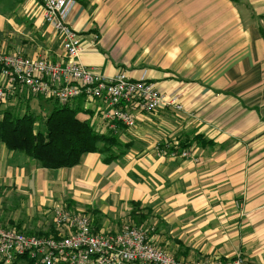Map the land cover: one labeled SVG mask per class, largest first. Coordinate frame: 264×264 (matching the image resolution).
<instances>
[{"label":"crops","instance_id":"crops-1","mask_svg":"<svg viewBox=\"0 0 264 264\" xmlns=\"http://www.w3.org/2000/svg\"><path fill=\"white\" fill-rule=\"evenodd\" d=\"M74 1L68 23L81 37L80 62L106 78H144L182 109L135 110V128L112 129L99 127L101 101L84 103L96 130L125 146L110 164L89 154L72 169L27 158L20 169L4 147L3 187L19 195L15 210L37 215L3 227L54 234L52 210L70 190L100 219L96 231H120L133 207L152 244L177 261L241 252L246 264H264V0ZM0 52L65 60L38 0H0ZM185 145L189 158L169 155Z\"/></svg>","mask_w":264,"mask_h":264},{"label":"built area","instance_id":"built-area-1","mask_svg":"<svg viewBox=\"0 0 264 264\" xmlns=\"http://www.w3.org/2000/svg\"><path fill=\"white\" fill-rule=\"evenodd\" d=\"M43 18L61 38L65 60L52 63L19 53L0 52V104L23 92L65 105L82 98L86 106L99 100L104 104L99 127L135 128L134 111L151 114L161 108L182 106L144 78L131 80L125 73L106 78L84 66L79 56L81 37L68 23L74 0H38ZM172 158H189L190 150L168 147ZM56 230L48 236L26 234L17 228L0 227V264H13L27 257L33 264H246L241 253L234 258L177 261L157 249L149 230L125 224L116 233L96 231L94 220L61 205L52 210Z\"/></svg>","mask_w":264,"mask_h":264},{"label":"trees","instance_id":"trees-1","mask_svg":"<svg viewBox=\"0 0 264 264\" xmlns=\"http://www.w3.org/2000/svg\"><path fill=\"white\" fill-rule=\"evenodd\" d=\"M2 106L4 104H0V147L25 156L42 169H72L80 166L89 154L102 155L105 164L122 158L125 146L115 132L104 134L96 130L90 118L92 113L84 108L82 98L65 105L55 102L54 109L44 118L34 114L28 105L23 113L12 106L1 109Z\"/></svg>","mask_w":264,"mask_h":264},{"label":"rangeland","instance_id":"rangeland-1","mask_svg":"<svg viewBox=\"0 0 264 264\" xmlns=\"http://www.w3.org/2000/svg\"><path fill=\"white\" fill-rule=\"evenodd\" d=\"M20 95H22L23 97H19L16 96L11 98L7 103L4 104V107L2 106L1 109H8L10 108L11 106L16 108V110H20L22 113L26 111V107L27 105L30 106V109L31 111L34 113V114H37V115H40L42 118L46 117L47 115H49V113L54 109L55 107V102L56 101H53L50 100V99H44L42 97H35V96H32L31 94H27L26 92H23L21 93ZM39 102H41V105H39ZM39 107V108H36V107ZM2 150H6L4 148V146H1L0 147V151ZM14 154V153H13ZM16 157H18V159H15V161L17 162V164H19V168H23L25 167L26 165L22 166V164H20V160H23V159H26L25 156H22V155H19V154H14ZM5 164V162L1 163L0 164V167H3ZM13 167V166H11ZM49 171V170H48ZM4 176V175H2ZM4 180V178H1L0 179V227H3V225H6L8 224L7 221L9 220H12V224L11 225H14V220L16 219H23L24 217H26V214H27V218H30L28 216L31 215L32 219L31 220H34V218L36 217V210H33L31 207L27 206V200H23L22 201H25V204L27 207L31 208L30 210H26V209H23L21 208V206L17 209H16V206L18 205L19 206V195L17 193H14L15 191L11 190V189H8V188H4L3 187V183L2 181ZM10 188V186H9ZM75 192H73L74 194ZM70 196V190H64L63 191V195L61 198H63V201L58 203V205H61L71 211H74V212H79V213H83L84 215H88L90 216L93 220H94V224L95 222H98L97 220L100 221V219H95L96 217V213L93 212L94 210H92L91 208H89L87 205L84 204L83 201H80L79 203L78 202H74L71 197H68ZM21 201V202H22ZM66 205V206H65ZM56 207V206H55ZM133 209V213L134 212V208L132 207ZM19 211V212H17ZM133 213H131V211L129 212V214H127L125 217V220H122L124 221L122 223V226H124L125 224H134V225H137L139 227H142V223L138 221V219H134V215ZM132 214V217L131 215ZM131 219H130V218ZM128 218V219H127ZM14 219V220H13ZM124 219V217H123ZM30 219H28V222H31L29 221ZM132 222H131V221ZM144 228H146L147 230H149V233H150V227L148 226H143ZM241 253V252H239ZM237 253V254H239ZM242 254V253H241ZM28 259H24L22 260V262L24 264H28Z\"/></svg>","mask_w":264,"mask_h":264}]
</instances>
